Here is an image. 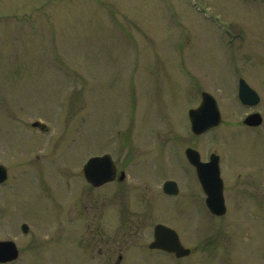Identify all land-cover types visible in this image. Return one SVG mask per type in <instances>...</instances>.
<instances>
[{
    "label": "rangeland",
    "instance_id": "obj_1",
    "mask_svg": "<svg viewBox=\"0 0 264 264\" xmlns=\"http://www.w3.org/2000/svg\"><path fill=\"white\" fill-rule=\"evenodd\" d=\"M238 76L260 95L253 109L238 101ZM202 91L216 99L221 123L195 136L187 113ZM251 110L262 116L258 129L241 123ZM110 134L142 214L132 217L140 231L114 217L115 239L137 242L120 264H264V179L251 181L264 176V0H0V164L10 176L0 187V239L20 250L5 264H60L58 205L36 186L59 197L56 169L106 151ZM186 146L202 159L220 155L221 217L207 211L195 175L170 174L178 196L164 198L155 160ZM156 223L190 254L138 253Z\"/></svg>",
    "mask_w": 264,
    "mask_h": 264
},
{
    "label": "flooded vegetation",
    "instance_id": "obj_2",
    "mask_svg": "<svg viewBox=\"0 0 264 264\" xmlns=\"http://www.w3.org/2000/svg\"><path fill=\"white\" fill-rule=\"evenodd\" d=\"M238 72L239 71H237L236 73ZM241 79L244 80V82L250 88H252L242 76H238L237 77V91H238V84ZM252 89L258 95V102L254 104L253 106L243 105L239 102L242 106L250 108V109H253V107H256L260 102L259 93L254 88ZM216 105L220 113L217 101H216ZM197 106L198 104L192 108H196ZM251 113H258L261 117L260 123L256 126H249L243 123V119ZM243 119L241 121L242 125L250 129H258V127L263 122L262 116L257 110L249 111L243 117ZM32 123H31V126H32ZM220 123H221V113H220ZM220 123L217 126L208 129L207 131H205L204 133L200 135L208 133L212 129L218 127ZM41 124L43 123H40L37 126H32V128L38 129L40 132L45 133L47 131V127L44 124H43L44 126H41ZM200 135H195V136H200ZM108 143H109V146L107 147L106 151L96 152L87 158V160L91 157H99V156H107L109 158L108 159L109 161L107 160V164H108L107 172L110 173V177L104 182H101L100 184H97V185L88 182L83 175L84 163H81L79 161H76V163L67 161V163H63L58 168H57L58 165H56V168H57L56 174L59 175V185H60V191H61V194L59 197L54 198V197L49 196L48 192L45 191L46 189H48V186L46 187V184L38 182L36 186L38 194L40 196L53 199L52 204L58 205V209H57L58 214L56 213L54 217L59 216L60 218L61 233H62L60 242L63 245V247L65 245L66 250H67V254L64 255L62 257V261L59 262L60 264H120L122 260L124 259V251L126 247H129L130 245L137 243L134 240L131 241V240H126V239H115L114 217L116 215L119 219V222H121L123 226L129 225L131 227H134L135 231L136 230L140 231L142 229V224L139 223V221L135 219L133 220L132 217L139 216L142 214L140 213L139 209L135 208V206H137L135 202L136 197H134L132 193L133 186H131L130 182H128V179L130 178L127 177V172L125 169V166H127V164L121 166L115 159L114 150H113L114 148V135L113 134H110L107 144ZM187 148H193V147L186 146L182 152L180 151V149L178 150V147H176L175 149L170 147L167 151H165V156L168 157V161L155 160L156 167L154 168V170L156 171L157 174L164 176L163 182L161 185V191L163 195L165 196L164 197L165 199L173 200L178 196V191L176 194H167L163 191L162 186L164 182L166 181H173L177 185V181L174 180V178L170 177L169 176L170 174L171 175L174 174L175 176L179 178L182 177L185 179H187L188 175L190 176L191 174V176L195 175V178L197 180L195 168L192 164H190V162L188 161L185 155V150ZM195 150L199 153L197 149ZM158 151H160L161 153H164L159 149L157 150V152ZM182 153H183V156H182ZM211 154H216L218 156V168H219L220 178L222 180V186H223L222 192H223L225 212H226L224 185H223L224 176H223V171L221 167L220 155L213 151V152H209L206 155V158L204 159L201 158V154L199 153V158L201 162H207ZM171 156H174L176 160L172 162ZM35 175L37 176L36 173ZM9 177L10 176L6 169V178L3 182L0 183V187L5 184V182L8 180ZM252 178L253 179H251V181L254 182V180H257V178L264 179V176L255 175ZM135 188L136 187H134V189ZM142 200L145 203L143 204V206H145L146 198H142ZM204 200H205V196L203 198V202ZM256 200L259 201L260 199H258L257 197V199L255 198V201ZM204 205H205V202H204ZM252 211L256 212V210H252ZM262 211L257 210L256 213L259 214V212L262 213ZM22 224H25L28 227L26 223H22ZM21 225H20V231L23 234H27L28 230L27 232H23L21 230ZM155 225H153V227ZM120 231H122V229ZM30 238L31 239L29 241L33 242V245H34V242H36L37 239L35 238L33 239V236H30ZM152 240H153V228H152L151 240L148 243L144 241L138 242V245L134 247L136 249L140 248V250L138 249L139 251L138 253H141V255L143 254L144 251H148V252H152L156 254L157 253L168 254L175 259H181V258L187 257L191 252V250L188 247H185L180 241L181 245L184 248L189 249V253L185 256L177 257L173 252H168V251L158 249V248H151L149 245L152 242ZM0 241H12L15 243L14 239L12 238L0 239ZM50 241H51L50 239L49 240L46 239L44 243L45 246L50 248L51 247L49 245ZM52 241H54V239H52ZM37 242H40L39 244L42 243V241H39V240ZM15 245L18 250V254H17L16 259H14L11 262L16 261L19 258V254H20V250L16 243ZM138 258H140V256H137L136 258V255H132V259H138ZM49 259L51 260V257H47L48 262H49ZM2 264H5V263H2Z\"/></svg>",
    "mask_w": 264,
    "mask_h": 264
},
{
    "label": "water",
    "instance_id": "obj_3",
    "mask_svg": "<svg viewBox=\"0 0 264 264\" xmlns=\"http://www.w3.org/2000/svg\"><path fill=\"white\" fill-rule=\"evenodd\" d=\"M237 96L241 104L253 106L258 102V95L250 88L244 80L238 84ZM190 130L194 135H200L210 128L220 123V113L218 111L214 97L203 91L201 101L194 109H189L187 113ZM261 117L258 113H251L243 119V123L249 126H256L260 123ZM40 123L33 122L32 126ZM41 126H44L41 124ZM185 155L190 164L195 168L197 180L205 194V206L214 216H222L225 213L224 198L222 192V180L218 168V156L211 154L207 162H201L199 153L193 148H187ZM107 156L91 157L83 165V175L85 179L93 184H100L110 177L107 172ZM109 161V160H108ZM110 163V162H109ZM6 178V169L0 164V183ZM163 191L167 194H176L177 185L173 181L164 182ZM21 230L27 232L28 227L21 225ZM151 248H158L168 252H173L177 257L185 256L189 253L188 248H184L178 234L172 228L158 223L153 227V240L149 245ZM18 250L12 241H0V263H8L16 259Z\"/></svg>",
    "mask_w": 264,
    "mask_h": 264
}]
</instances>
